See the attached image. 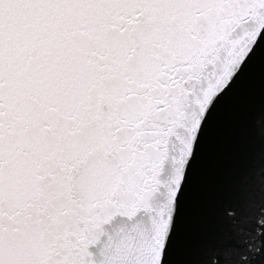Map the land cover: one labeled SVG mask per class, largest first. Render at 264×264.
Listing matches in <instances>:
<instances>
[{"label":"snow or ice","instance_id":"obj_1","mask_svg":"<svg viewBox=\"0 0 264 264\" xmlns=\"http://www.w3.org/2000/svg\"><path fill=\"white\" fill-rule=\"evenodd\" d=\"M0 264H264V0H0Z\"/></svg>","mask_w":264,"mask_h":264}]
</instances>
